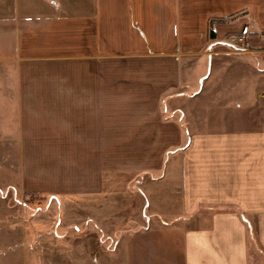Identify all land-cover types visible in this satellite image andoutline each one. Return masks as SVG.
<instances>
[{"label": "crops", "instance_id": "crops-1", "mask_svg": "<svg viewBox=\"0 0 264 264\" xmlns=\"http://www.w3.org/2000/svg\"><path fill=\"white\" fill-rule=\"evenodd\" d=\"M240 12L264 32V0H0V144L23 148L44 193L101 195L114 177L162 171L142 182V214L180 228L182 264H251L241 214L264 255V67L251 93L227 97L195 76L204 57L234 54L236 28L214 23L210 41L209 20ZM144 230L123 259L169 253Z\"/></svg>", "mask_w": 264, "mask_h": 264}, {"label": "rangeland", "instance_id": "rangeland-1", "mask_svg": "<svg viewBox=\"0 0 264 264\" xmlns=\"http://www.w3.org/2000/svg\"><path fill=\"white\" fill-rule=\"evenodd\" d=\"M210 21L236 28L227 34L226 39L223 38L231 46L230 54H234L218 56L220 61L223 60L218 67L211 66L209 57H204L195 76L200 79L208 77V82L202 89L199 79L195 82L196 91H222L224 97L247 94L249 90L251 93L258 84L252 79L250 69L256 65L264 67V54L254 52L252 39H263L264 32L257 29L256 22H250L246 12ZM237 36L246 37L249 49L235 46ZM226 59L237 63H226ZM259 86H264V82ZM234 107L233 101L225 105L229 112ZM225 116L232 117L231 114ZM176 149L180 147L165 151L163 164ZM22 153L23 148L0 144V264L183 263L180 228L168 222L158 224L156 217H151L148 211L144 212L146 216L142 214L145 194L153 196L148 186L145 194L142 192L144 196L139 194L142 182L157 178L162 171L114 177L111 188L107 189L109 193L101 195H56L40 191V180L29 178V173H24ZM170 180L168 177L161 186L170 187ZM148 226L150 231L146 237L150 239L144 246L156 247L155 240L162 236L164 241H168L169 253L146 248L153 252L147 251L142 258L123 259L121 251L126 245L123 241L143 234ZM257 253L261 256L256 258ZM249 256L251 264H258V261L264 264V255L250 237Z\"/></svg>", "mask_w": 264, "mask_h": 264}, {"label": "trees", "instance_id": "trees-1", "mask_svg": "<svg viewBox=\"0 0 264 264\" xmlns=\"http://www.w3.org/2000/svg\"><path fill=\"white\" fill-rule=\"evenodd\" d=\"M213 24H214V21H210L209 22V39L210 40L215 39V35H214L213 30H212V25ZM176 150L179 151V150H181V148L180 149H176ZM241 218L245 222V224L247 225V229H248L250 238H253L254 237V232H253L252 227L250 226V224L248 223V221H247V219H246V217L244 215L241 214Z\"/></svg>", "mask_w": 264, "mask_h": 264}, {"label": "built area", "instance_id": "built-area-1", "mask_svg": "<svg viewBox=\"0 0 264 264\" xmlns=\"http://www.w3.org/2000/svg\"><path fill=\"white\" fill-rule=\"evenodd\" d=\"M235 43H236L235 46L237 48H241V49H244V50L249 49V43L247 42L245 36H237L235 38Z\"/></svg>", "mask_w": 264, "mask_h": 264}]
</instances>
